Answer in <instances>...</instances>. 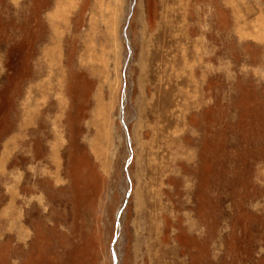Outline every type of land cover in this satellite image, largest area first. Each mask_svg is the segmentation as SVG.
<instances>
[{
    "label": "rangeland",
    "instance_id": "obj_1",
    "mask_svg": "<svg viewBox=\"0 0 264 264\" xmlns=\"http://www.w3.org/2000/svg\"><path fill=\"white\" fill-rule=\"evenodd\" d=\"M0 264H264V0H0Z\"/></svg>",
    "mask_w": 264,
    "mask_h": 264
}]
</instances>
